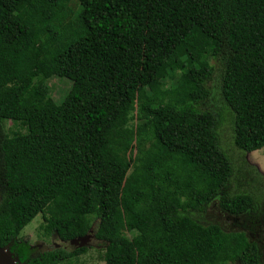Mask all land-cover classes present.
<instances>
[{
	"label": "trees",
	"instance_id": "1",
	"mask_svg": "<svg viewBox=\"0 0 264 264\" xmlns=\"http://www.w3.org/2000/svg\"><path fill=\"white\" fill-rule=\"evenodd\" d=\"M69 1L0 0V245L18 264L85 250H31L39 213L62 242L91 227L104 264H260L261 237L202 210L264 232L219 137L227 113L236 147L264 146V0Z\"/></svg>",
	"mask_w": 264,
	"mask_h": 264
},
{
	"label": "rangeland",
	"instance_id": "2",
	"mask_svg": "<svg viewBox=\"0 0 264 264\" xmlns=\"http://www.w3.org/2000/svg\"><path fill=\"white\" fill-rule=\"evenodd\" d=\"M67 6L70 8L69 15L72 17L73 13L78 7V4L76 0H70ZM71 80L72 74L50 76L46 80L48 84V93L55 100H59L64 92L68 89ZM215 82V78L210 81L213 87L216 86ZM222 116V121L224 120V122L219 128V137L221 138L223 147L227 149L225 152L228 154L230 160L232 159L234 163L233 174L237 176L228 183L227 187L231 191L235 190L236 188H244L248 192L252 193L253 196H256L258 198L257 200L259 201V204H261L264 200V146L248 152L236 147L232 141V121L227 113H224ZM6 126L16 128V126L12 125V123L8 120L6 122ZM202 213L208 221L219 222L224 229L238 230L247 227V234L253 238L256 236L257 238L262 237L264 234L262 231V220L253 226L251 225V219L248 214H231L225 210H222L217 204V198H214L206 206V208L202 210ZM41 222L42 217L38 213L19 232V235L27 237V241L31 250L36 251L39 250V248L45 249L50 245H63L68 250H71V245L68 242H62L52 235H42V229L40 228ZM83 246H85V250L70 257V262L61 260L58 264H74L75 262L78 264H104V260L100 256L104 248L97 239L91 236ZM10 252L14 259L17 260V256L11 250ZM263 260L264 249H261L260 264H264Z\"/></svg>",
	"mask_w": 264,
	"mask_h": 264
},
{
	"label": "water",
	"instance_id": "3",
	"mask_svg": "<svg viewBox=\"0 0 264 264\" xmlns=\"http://www.w3.org/2000/svg\"><path fill=\"white\" fill-rule=\"evenodd\" d=\"M91 230L89 228L83 235L71 238L69 243L76 247L85 245V242L92 236ZM0 264H18L8 249V246L0 245Z\"/></svg>",
	"mask_w": 264,
	"mask_h": 264
},
{
	"label": "flooded vegetation",
	"instance_id": "4",
	"mask_svg": "<svg viewBox=\"0 0 264 264\" xmlns=\"http://www.w3.org/2000/svg\"><path fill=\"white\" fill-rule=\"evenodd\" d=\"M245 230V233L247 234L248 233V229L247 227L244 228ZM248 235V234H247ZM250 236V235H249ZM252 237V236H251ZM257 237V236H256ZM263 240L261 242H257L259 244V246H261L262 244H264V235L261 237ZM68 243H69V240H68ZM70 244V243H69ZM58 246V245H57ZM63 246V245H62ZM42 249V248H41Z\"/></svg>",
	"mask_w": 264,
	"mask_h": 264
},
{
	"label": "clouds",
	"instance_id": "5",
	"mask_svg": "<svg viewBox=\"0 0 264 264\" xmlns=\"http://www.w3.org/2000/svg\"><path fill=\"white\" fill-rule=\"evenodd\" d=\"M91 228V227H90ZM92 229V228H91ZM91 233H92V237H93V232H92V230H91ZM94 238V237H93ZM71 245V244H70Z\"/></svg>",
	"mask_w": 264,
	"mask_h": 264
}]
</instances>
